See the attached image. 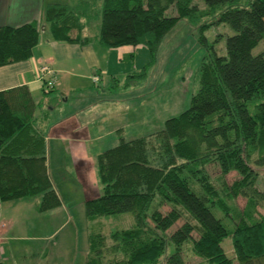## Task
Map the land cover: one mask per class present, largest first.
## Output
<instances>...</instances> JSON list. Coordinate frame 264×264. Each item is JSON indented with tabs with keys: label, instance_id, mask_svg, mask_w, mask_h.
<instances>
[{
	"label": "trees",
	"instance_id": "trees-1",
	"mask_svg": "<svg viewBox=\"0 0 264 264\" xmlns=\"http://www.w3.org/2000/svg\"><path fill=\"white\" fill-rule=\"evenodd\" d=\"M202 2L203 9L194 0H100L98 7L77 11L53 3L44 7L42 24L0 26V67L28 60L43 24L57 42L106 49L142 45L150 62L126 78L127 86L146 77L163 37L180 20L205 19L194 31L207 54L189 107L144 137L119 136L117 146L96 156L99 196L83 207L91 229L85 264H185L188 243L205 264H264V190L258 188V170L264 168V49L253 53L264 40V0ZM172 6L177 14L167 16ZM220 25L232 31L224 55L205 37L208 28ZM40 79L45 95L54 91L55 79L52 88ZM37 106L26 86L0 91V202L38 198L42 214L61 200L50 180ZM210 165L219 171L214 181ZM230 173L237 178L228 184ZM239 197L245 200L242 209L235 204ZM118 214H129L132 226L104 234L98 220ZM95 225L99 230L93 233ZM227 238L232 258L222 247Z\"/></svg>",
	"mask_w": 264,
	"mask_h": 264
},
{
	"label": "crops",
	"instance_id": "crops-1",
	"mask_svg": "<svg viewBox=\"0 0 264 264\" xmlns=\"http://www.w3.org/2000/svg\"><path fill=\"white\" fill-rule=\"evenodd\" d=\"M53 3L63 4L57 0H0V26L17 27L30 22L42 24L44 7ZM63 5L70 10H87L92 6L98 7L100 0H68ZM94 23L98 24V21ZM41 26L40 41L32 50L31 57L23 62L0 67V91L26 86L38 105L36 125L45 136L48 172L60 197L61 206L40 214L37 211L38 198L0 202V264H35V259L38 260L36 264H40L41 258H53L57 244L51 239L63 229V219L69 220L73 215L81 224L87 223L84 203L97 198L100 192L96 171L90 174L86 168L89 170L92 166L93 170V160L95 162L96 156L103 152L94 149L97 143L103 141V135H92L87 128L89 124L96 125L101 121L99 119L104 113L100 110L103 109L101 106L114 102L104 93L105 90L103 93L97 91L101 77L107 78V83L111 79L110 90L114 91L118 86L114 82L117 79L113 72L104 70L98 60V55L106 52V48L97 43L82 46L57 42L49 32L46 33L47 25ZM125 47L119 50H126ZM44 65L52 70L55 79L54 91L48 95L43 92L39 72ZM92 70L100 73L97 82L89 76ZM102 83L105 84L103 80ZM107 86L105 84L104 88ZM110 90L106 91L111 93ZM127 127L120 121L107 135L113 133L118 140L119 136L126 140L124 135ZM110 143L114 146L116 141L112 139ZM54 151L58 155H73L70 157L72 170L67 177L61 174L53 177L52 163L59 168L51 155ZM67 161V158H63L60 164L64 163L66 167ZM41 219L47 223L40 227L38 222ZM58 219L61 220L59 227Z\"/></svg>",
	"mask_w": 264,
	"mask_h": 264
},
{
	"label": "rangeland",
	"instance_id": "rangeland-1",
	"mask_svg": "<svg viewBox=\"0 0 264 264\" xmlns=\"http://www.w3.org/2000/svg\"><path fill=\"white\" fill-rule=\"evenodd\" d=\"M57 1L63 4H67L68 2V0ZM194 4L198 5L199 9L205 8L202 0H194ZM176 14L175 6L170 7L166 12L167 16H176ZM204 21L205 19L200 20V17L180 20L163 37L156 53L155 63L147 70L146 77L130 86L125 85L126 78L131 73L138 72L150 62V56L146 47L138 45L135 47L126 46V50H119V48L113 50L105 49L104 51L106 52L98 55L100 65L104 70L113 72L118 86L114 88V91L113 89L110 90L109 81L111 79L109 78L107 83V78H104V76L101 77L99 85L97 84V91L103 93L105 90L104 93L111 97L114 102L101 106L103 109L100 110L104 112L103 116L99 119L101 121L95 123L96 125L89 124L87 128V131L92 135L100 136V133L103 135V141L95 145V150L105 151L118 145V137L113 133L107 134L120 121L128 126L124 137L126 140H132L159 130L164 126L167 119L178 116L189 107L192 94L198 90L197 69L203 57L207 54L206 48L200 45L197 41V36L194 34L195 26H200ZM97 25L93 23L92 27L97 30ZM46 33H48V30H46ZM231 34L232 31L223 25L211 27L205 31V37L208 42L215 46L216 52L220 55L225 54V39L226 36ZM263 49L264 40L253 50V53L257 54ZM130 54H133V56H130ZM99 75L100 73L92 70L89 76L93 79L94 76ZM102 80L105 84H108L107 88H104L105 84L102 83ZM106 90H110L111 93ZM125 119L126 121H124ZM112 139L116 141V145L114 144V146L110 143ZM51 155L59 166L57 169L56 164L52 163L54 170L53 177L55 178L57 174L67 177L72 170L70 157L73 155H58L55 151ZM63 158L65 160L66 158L68 159L66 167L64 163L60 164ZM93 165V170L92 166L89 170L86 168L90 174H92V171H96L94 160ZM207 168L212 180L217 179L219 176L217 167L210 165ZM258 173V188L264 190V168L258 170ZM95 177L97 184H99L97 172ZM236 178L235 173H230L225 177V180L228 184H231ZM235 204L239 209H242L245 200L239 197ZM167 210V208L163 209L164 212ZM261 213L264 215V210H261ZM98 221L103 223V228L100 229L104 234L127 229L132 226V219L129 214L104 217ZM183 222L184 220L178 221L173 230L182 225ZM38 223L41 227L47 221L41 219ZM63 223V229L59 230L57 236L51 239V241H55L57 244L53 258L52 256L41 258L40 264H85L88 252V234L91 232L90 224H81L79 219L73 215L69 217V220L64 218ZM60 224L61 220L58 219L57 226L59 227ZM95 226H92L93 233L99 230ZM192 238L197 239V234L193 233ZM222 247L227 257L232 258L233 250L229 238L223 241ZM191 249V243H188L183 248L182 258L185 264H205L198 257L194 256ZM37 261L35 259V264Z\"/></svg>",
	"mask_w": 264,
	"mask_h": 264
},
{
	"label": "built area",
	"instance_id": "built-area-1",
	"mask_svg": "<svg viewBox=\"0 0 264 264\" xmlns=\"http://www.w3.org/2000/svg\"><path fill=\"white\" fill-rule=\"evenodd\" d=\"M40 77L42 79L46 78V84L48 88H52L54 86V78H53V72L52 70L47 66L44 65L40 68ZM98 76L93 77V81L97 82Z\"/></svg>",
	"mask_w": 264,
	"mask_h": 264
}]
</instances>
